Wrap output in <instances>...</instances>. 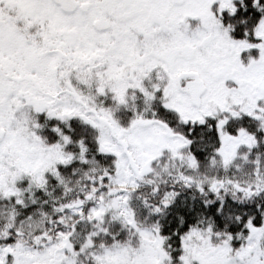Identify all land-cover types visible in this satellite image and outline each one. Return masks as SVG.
<instances>
[{
    "label": "snow or ice",
    "instance_id": "snow-or-ice-1",
    "mask_svg": "<svg viewBox=\"0 0 264 264\" xmlns=\"http://www.w3.org/2000/svg\"><path fill=\"white\" fill-rule=\"evenodd\" d=\"M0 264H264V0H0Z\"/></svg>",
    "mask_w": 264,
    "mask_h": 264
}]
</instances>
